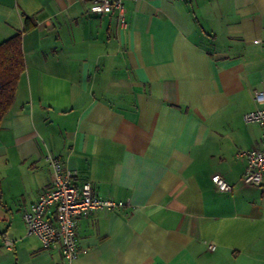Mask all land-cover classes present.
Masks as SVG:
<instances>
[{
  "label": "crops",
  "instance_id": "crops-1",
  "mask_svg": "<svg viewBox=\"0 0 264 264\" xmlns=\"http://www.w3.org/2000/svg\"><path fill=\"white\" fill-rule=\"evenodd\" d=\"M89 3L0 0L24 61L0 123V264H264V184L237 156L264 147L242 118L264 90V0H125V24ZM46 152L123 203L80 218L71 262L22 218Z\"/></svg>",
  "mask_w": 264,
  "mask_h": 264
},
{
  "label": "built area",
  "instance_id": "built-area-1",
  "mask_svg": "<svg viewBox=\"0 0 264 264\" xmlns=\"http://www.w3.org/2000/svg\"><path fill=\"white\" fill-rule=\"evenodd\" d=\"M124 1L90 0L88 11L94 14L115 11L120 24H125ZM253 99L256 107L243 114V121L264 127V90L254 91ZM237 156L246 161L242 182L264 184V147L240 150ZM44 159L51 170V184L23 212L25 231L27 235L36 236L44 248L58 249L64 259L71 262L86 251L78 246L76 229L80 218L98 210H114L123 203L95 194L88 180L77 184L74 181L75 172L65 168L57 154L46 152ZM211 181L218 191L227 192L232 189V185L218 173L211 176ZM49 210L50 217L47 216ZM5 243L7 247H11L10 240L6 239ZM209 248H213V245H209Z\"/></svg>",
  "mask_w": 264,
  "mask_h": 264
},
{
  "label": "trees",
  "instance_id": "trees-1",
  "mask_svg": "<svg viewBox=\"0 0 264 264\" xmlns=\"http://www.w3.org/2000/svg\"><path fill=\"white\" fill-rule=\"evenodd\" d=\"M32 26L25 18L24 29ZM24 61L20 46V33L0 42V123L11 110Z\"/></svg>",
  "mask_w": 264,
  "mask_h": 264
}]
</instances>
